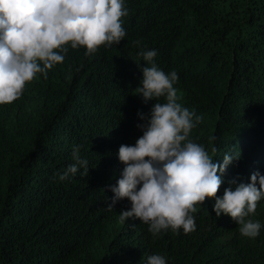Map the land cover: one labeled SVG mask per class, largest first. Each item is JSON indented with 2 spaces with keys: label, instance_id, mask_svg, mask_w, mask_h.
<instances>
[{
  "label": "trees",
  "instance_id": "obj_1",
  "mask_svg": "<svg viewBox=\"0 0 264 264\" xmlns=\"http://www.w3.org/2000/svg\"><path fill=\"white\" fill-rule=\"evenodd\" d=\"M123 4L126 35L118 44L88 56L66 44L63 62L0 104V264H147L153 254L166 264H264V197L249 217L261 223L255 238L242 236L229 215L216 217L214 197L196 205V228L187 234L169 228L154 237L138 218L121 223L128 198L107 208L108 186L125 167L118 149L142 136L138 112L156 102L133 94L141 69L151 66L141 51H157L158 68L178 74L177 102L202 117L189 138L210 155L216 146V162L239 152L217 172L216 196L235 188L230 180L264 175V0ZM76 145L88 175L80 168L60 181Z\"/></svg>",
  "mask_w": 264,
  "mask_h": 264
},
{
  "label": "clouds",
  "instance_id": "obj_2",
  "mask_svg": "<svg viewBox=\"0 0 264 264\" xmlns=\"http://www.w3.org/2000/svg\"><path fill=\"white\" fill-rule=\"evenodd\" d=\"M127 14L123 0H0V104L20 98L25 84L37 73L46 77L49 69L63 62L65 56L61 53H67L66 44L72 49L85 47V56L95 53L101 45L118 44L126 35L121 17ZM138 55L151 66L141 69L143 79L133 94L140 95L144 103L156 102L149 113L138 112L144 121L137 124L142 136L134 145L122 144L118 149V159L125 167L116 184L108 186L113 193L108 210L128 198L131 207L120 211L121 223L138 218L148 224L154 237L169 228L173 232L182 228L187 234L196 228L191 215L197 212L196 205L201 206L206 197H214L216 217L227 214L239 225L242 236L257 237L261 223L249 217L264 197V175L253 172L248 183L230 180L235 188L226 187L222 197H217L221 175L233 160L239 159V152L226 151L222 162H216V146L210 155L193 142L190 132L202 117L177 102L173 85L178 74H166L158 68L155 49ZM161 97L165 103L157 102ZM79 149V145L73 148L75 163L56 174L60 181L80 168L82 176L88 175V161L80 158ZM218 171L221 175H217ZM147 264H166V259L153 254Z\"/></svg>",
  "mask_w": 264,
  "mask_h": 264
}]
</instances>
